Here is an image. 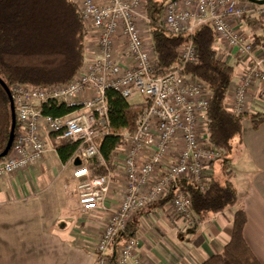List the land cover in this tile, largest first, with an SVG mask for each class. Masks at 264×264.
<instances>
[{
    "label": "built area",
    "instance_id": "obj_1",
    "mask_svg": "<svg viewBox=\"0 0 264 264\" xmlns=\"http://www.w3.org/2000/svg\"><path fill=\"white\" fill-rule=\"evenodd\" d=\"M74 1L86 27L90 25L98 32L99 51L69 85L48 89L17 85L11 89L19 132L8 156L0 162V180L42 162L45 154L56 152V146L71 141L79 145L70 163H81L75 167L73 179L82 212L108 210L106 203L115 192L114 172L93 178L88 168L100 155L96 140L113 132L106 90L113 88L129 101L139 96L147 106L137 122L136 133L125 132L124 144L116 151L117 169L121 167L124 177L119 189L121 202L98 239L96 264H111V258L117 264H146L138 257L136 235L118 244L134 217L160 203L174 189L173 206L193 222L191 199L180 182L189 179L204 191L214 174L212 166L225 161L222 153L198 131L200 122L206 124L204 115L210 94L204 83L183 75L184 65L158 75L140 30L142 22L148 23L141 11L147 0ZM248 17L264 23V5L241 0H173L165 5L163 15V25L169 32L189 37L199 27L210 24L218 37L249 60L233 107L236 115L242 114L253 83L264 84V54L256 57L255 44L229 23L230 19ZM119 38L125 44L129 63L115 58ZM181 56L184 64L197 61L192 41L183 48ZM50 101L79 108L53 118L42 112ZM179 145L182 148L175 155Z\"/></svg>",
    "mask_w": 264,
    "mask_h": 264
},
{
    "label": "crops",
    "instance_id": "obj_2",
    "mask_svg": "<svg viewBox=\"0 0 264 264\" xmlns=\"http://www.w3.org/2000/svg\"><path fill=\"white\" fill-rule=\"evenodd\" d=\"M229 23L255 44L256 57L264 54V23L259 30L246 20L230 19ZM143 24L148 26L146 22ZM86 29V58L90 59L99 51V34L90 25ZM143 38L156 64L148 27L143 29ZM216 38L219 58L234 68L227 105L233 112L242 77L250 63L225 39ZM125 50L119 38L115 49L117 61L129 63ZM263 113L264 84L256 81L248 89L242 114ZM198 131L200 137L207 138L202 122ZM176 152L178 155L179 151ZM76 166L63 164L56 152H48L42 162L0 180V264H96L98 239L121 202L123 171L121 167L114 171L115 192L106 203L108 210L84 213L78 197L75 199L73 195ZM228 166V177L239 196L236 207L191 222L171 201L152 205L134 217L132 223L137 226L139 239L137 254L141 260L146 264H203L221 254L230 243L235 214L243 210L247 217L244 239L260 264H264V124L254 130L249 120L244 122L238 159Z\"/></svg>",
    "mask_w": 264,
    "mask_h": 264
},
{
    "label": "trees",
    "instance_id": "obj_3",
    "mask_svg": "<svg viewBox=\"0 0 264 264\" xmlns=\"http://www.w3.org/2000/svg\"><path fill=\"white\" fill-rule=\"evenodd\" d=\"M170 1L173 0H147L146 5L158 75H166L184 65V76L193 77L206 85L211 98L204 115L206 137L225 158L224 162L212 166L214 174L206 190L201 191L189 179L180 182L191 199L194 217L202 219L239 204L236 187L228 177V163L241 150L244 122L249 120L253 129L258 130L264 124V113L236 115L228 109V92L234 79V68L219 58L214 29L206 24L190 37L185 33L169 32L163 25V15L165 5ZM243 20L254 23L256 30L262 28L263 22L258 18ZM86 28L84 17L74 0H0V78L10 91L17 85L48 89L71 84L84 71L88 61ZM190 41L196 48L198 59L184 64L181 53ZM105 100L113 132L96 140L100 155L88 164L93 178L108 176L116 170V151L124 144L123 134L136 133L137 122L147 106L144 100L140 103L126 100L113 88L106 90ZM78 108L50 101L43 106L42 112L45 116L61 118ZM12 128L10 99L0 84V162L4 159L2 156ZM18 132L17 120L15 137ZM78 148V144L64 141L56 146V153L61 162L67 164ZM174 193L172 189L160 204L171 202ZM246 222L245 212L239 210L233 220L232 240L221 254L212 256L203 264H260L244 239ZM136 232L137 226L130 223L125 235L118 239V244L134 237ZM111 264H117L115 258H111Z\"/></svg>",
    "mask_w": 264,
    "mask_h": 264
},
{
    "label": "water",
    "instance_id": "obj_4",
    "mask_svg": "<svg viewBox=\"0 0 264 264\" xmlns=\"http://www.w3.org/2000/svg\"><path fill=\"white\" fill-rule=\"evenodd\" d=\"M248 2L254 3V4H258V5H264V0H246ZM0 84L1 86L4 88V90L6 91L9 99H10V104H11V111H12V124H13V128L10 134V139H9V143L8 146L6 148L5 153L3 154L2 158H5L8 156L10 150L12 149L14 140H15V126L17 123V116H16V111H15V104H14V98L13 95L10 91V88L6 85V83L0 78ZM80 161H77L76 165H80Z\"/></svg>",
    "mask_w": 264,
    "mask_h": 264
},
{
    "label": "rangeland",
    "instance_id": "obj_5",
    "mask_svg": "<svg viewBox=\"0 0 264 264\" xmlns=\"http://www.w3.org/2000/svg\"><path fill=\"white\" fill-rule=\"evenodd\" d=\"M147 1L144 3V6H143V8H142V10L141 11H143L145 14H146V8H147ZM149 28V25L147 26L146 24L144 25H141L140 26V30H141V34H142V36H143V29L144 28ZM140 97L139 96H136L134 99H132V101L131 102H136L138 99H139ZM136 103H138V102H136ZM176 150H178V151H180V148H177ZM176 150H175V154L177 153L176 152ZM237 159H238V153L234 156V157H232V159H231V162H232V164L234 163H236V161H237ZM76 165V164H75ZM114 186H115V184H114ZM73 189H74V193H73V195H74V197H75V199H76V197H77V195H78V186H77V183L74 181V184H73ZM117 189V188H116ZM80 214H82V213H80ZM82 216V215H81ZM102 235V234H101Z\"/></svg>",
    "mask_w": 264,
    "mask_h": 264
}]
</instances>
